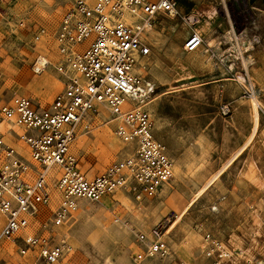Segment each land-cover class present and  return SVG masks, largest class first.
Segmentation results:
<instances>
[{"label": "rangeland", "instance_id": "obj_1", "mask_svg": "<svg viewBox=\"0 0 264 264\" xmlns=\"http://www.w3.org/2000/svg\"><path fill=\"white\" fill-rule=\"evenodd\" d=\"M187 1L188 8L180 6V14L196 15V24L181 16L158 15L147 37V75L157 93L147 107L155 137L173 160V177L153 195L132 186L97 202L81 200L56 228L72 247L66 264H134L133 257L144 251L138 235L150 240L155 228L162 232L169 255L138 264L264 261L259 250L264 247V202L253 196L246 203H219V189H227L234 178L231 170L212 185L245 148L233 167L254 161L264 169V90L254 79L264 59L248 57L249 45L241 36L253 31L255 18L244 0ZM66 7L67 0H0V107L18 95L48 106L61 90L53 67L59 59L54 37ZM40 27L44 34L35 40ZM203 30L207 35L202 44L187 49L191 37ZM37 53L51 62L41 73L32 70ZM107 119L100 115L84 120L72 146L88 175L102 172L131 147L115 135L116 124ZM50 190L53 203L43 214L48 228L58 202L53 184ZM3 244L9 247L4 261L12 264L15 246Z\"/></svg>", "mask_w": 264, "mask_h": 264}, {"label": "built area", "instance_id": "obj_2", "mask_svg": "<svg viewBox=\"0 0 264 264\" xmlns=\"http://www.w3.org/2000/svg\"><path fill=\"white\" fill-rule=\"evenodd\" d=\"M67 3L54 37L59 59L53 67L61 90L48 106L18 95L0 107V264H7L4 256L9 255L5 241L15 246L12 264H66L72 247L56 228L81 200L97 202L132 186L153 195L173 177V160L165 144L154 137L147 107L156 93L147 75L151 54L147 37L156 16H181L176 1ZM181 18L190 24L199 21L192 14ZM43 34L44 29L37 28L34 39ZM200 42L193 35L187 49ZM49 65V59L37 53L32 70L41 73ZM100 115L115 122V135L131 147L102 172L88 175L72 146L84 120ZM51 184L58 202L48 228L43 214L53 203ZM161 237L158 228L150 240L139 234L144 251L133 257L134 264L168 256Z\"/></svg>", "mask_w": 264, "mask_h": 264}, {"label": "crops", "instance_id": "obj_3", "mask_svg": "<svg viewBox=\"0 0 264 264\" xmlns=\"http://www.w3.org/2000/svg\"><path fill=\"white\" fill-rule=\"evenodd\" d=\"M175 1L177 3V8L179 12H180V6L184 4L185 5L188 4L187 0H175ZM244 3L246 4L247 9L250 12V14L255 18L254 19L255 21L253 22V26H252L253 31L248 32V30H246V32H243L241 35L244 38L243 41L247 40V42H245L244 44L248 43L249 45V54L247 56L254 57L256 59H259V58L264 59V0H244ZM186 6L188 8V5ZM198 33L199 35L197 36L199 37L201 41L200 43L202 44L204 36L207 35V33L205 34L204 30L198 31ZM211 41H212V44H215L217 40L211 39L210 42ZM149 46L151 48L150 43H149ZM255 48L257 51H255ZM245 51H248V49ZM257 68L258 69H257L256 74L254 73V75H256V78L254 79L257 81V85H258L257 87L260 90H264V68H261L260 65H257ZM156 94L157 93H155V95ZM155 95L153 96V99H155L154 98ZM150 113L152 115L151 111ZM152 118H153V115H152ZM153 134H154V119H153ZM154 137H155V134H154ZM245 150L246 148L238 156V158L228 168H226L224 172H222V174L212 183V185H215V182L220 180V178L228 170H231V172H235V175L233 176L234 178L229 180V184H227V189H225V187L223 188V190L219 189L220 193L217 197L219 203L224 202V201L226 202L228 201L245 202L246 203L248 201H252L253 196L255 199L254 201L264 202V169H262V165L253 161V162H246L242 165L237 164V166L233 167L234 163L240 158V156L244 153ZM173 171H174V163H173ZM215 171L213 173H215Z\"/></svg>", "mask_w": 264, "mask_h": 264}, {"label": "bare ground", "instance_id": "obj_4", "mask_svg": "<svg viewBox=\"0 0 264 264\" xmlns=\"http://www.w3.org/2000/svg\"><path fill=\"white\" fill-rule=\"evenodd\" d=\"M166 232H167V230H165V233H166ZM252 245H254L253 242H252ZM254 248H255V249L259 248V245H255ZM260 249L262 250V249H264V247H261V246H260L259 250H260ZM261 250H260V252H264V250H262V251H261ZM260 259H261V258H260ZM262 259H264V258H262ZM258 264H264V261H262V260H258Z\"/></svg>", "mask_w": 264, "mask_h": 264}]
</instances>
